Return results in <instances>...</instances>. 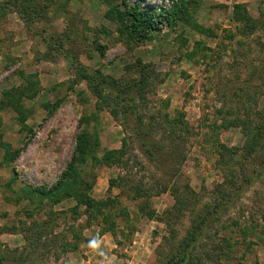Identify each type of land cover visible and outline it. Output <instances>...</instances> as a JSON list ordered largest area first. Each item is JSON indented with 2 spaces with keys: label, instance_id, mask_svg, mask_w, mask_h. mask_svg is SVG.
I'll list each match as a JSON object with an SVG mask.
<instances>
[{
  "label": "rangeland",
  "instance_id": "rangeland-1",
  "mask_svg": "<svg viewBox=\"0 0 264 264\" xmlns=\"http://www.w3.org/2000/svg\"><path fill=\"white\" fill-rule=\"evenodd\" d=\"M12 2L0 0L1 247L29 253L23 264H157L167 220L179 238L223 202L212 229L223 255L208 264H264V0H188L145 33L120 14L125 3L157 10L169 0H35L31 24ZM236 4L250 20H233ZM64 52L118 85L152 70L140 108L161 145L159 163L140 151L130 124L96 107ZM81 132L78 184L113 201L90 217L72 197L30 201L22 188L50 189ZM124 136L126 166L103 161ZM174 187L189 196L179 212H169Z\"/></svg>",
  "mask_w": 264,
  "mask_h": 264
},
{
  "label": "trees",
  "instance_id": "trees-1",
  "mask_svg": "<svg viewBox=\"0 0 264 264\" xmlns=\"http://www.w3.org/2000/svg\"><path fill=\"white\" fill-rule=\"evenodd\" d=\"M121 1L123 2L124 0ZM169 1V8L161 5L157 7V10L156 8L149 10L138 9L135 5H128L125 3L120 14L130 19L131 29H136L145 33L149 28L154 27L155 23L161 18L168 20L170 15L183 11L185 4L188 2V0ZM13 2L14 4H12ZM13 2L11 5H14L19 17L25 23H33L35 4L37 2L35 3V0H19V2L13 0ZM53 2L54 0H46V6L49 4L52 5ZM243 6V4H236L234 6L233 20H250V17L246 15ZM249 27L250 31H252L254 28L253 23H250ZM64 57L74 66L76 76L85 81L88 90L96 99V107L99 109L106 108L115 119L121 122L123 127L130 124L140 151L143 152L149 160L159 163L163 159L160 151L161 145H159L152 137L151 126L145 124L144 113L140 108L142 100H145L148 85L151 83L150 73H152V70L146 68L137 78L132 80V82L118 85L115 81L108 79V77L103 75L99 70L89 68L78 61L76 63L71 62L66 52H64ZM259 77L262 80V84H264V70L260 72ZM12 98L18 103L17 97L12 96ZM136 98L138 100H136ZM18 111L20 110L18 109ZM79 122L81 123V121ZM180 122L182 123L183 121L180 120ZM170 132L172 133V129ZM254 133L257 135L259 130ZM87 136L88 135L84 132L78 133L74 151L67 162L65 169L61 172L60 177L50 189L42 192V190L32 188L31 186L22 188L24 195L30 201L33 200L36 195L41 198L47 195L54 202L59 201L63 197H72L76 201V206L83 205L88 217L95 216L99 211V213H103L101 207L113 200L110 197L97 200L83 192L80 186L81 183L78 184V164L83 160V152L86 150ZM254 141L256 142V140ZM127 143V137L124 136L122 138L121 146L117 149L107 150L101 159L106 163H115L126 166L129 161V158L124 156L128 151ZM2 145L5 148L9 147V145L5 143H2ZM250 148L253 149V143L250 145ZM19 151L20 147L14 151V154ZM167 189V184L163 183L157 188L156 193L163 192ZM186 189L189 193L193 194V191L189 187L186 186ZM172 193L174 196V204L169 212H179L189 203V196H184L183 192L180 193L175 187L173 188ZM225 209L226 204L223 202H217L214 205L206 206L201 213H198L195 220H193L191 225L186 229L185 234L179 238L176 237L177 231L172 226L171 222L167 220L165 222L167 226V235L165 234L162 237V242L157 245L156 251L159 256L157 264L214 263L221 255H223L221 253L222 250L217 247L220 242L224 241V238L219 237L217 240L216 236L212 233V229H214V222L219 219V215H221ZM110 216L114 217L115 215L112 214ZM106 218L107 215L103 218V223H107L106 229L114 234V221L108 223L106 222ZM34 224H37V222L33 221L32 226ZM32 226H28V228L25 229L31 230ZM41 231L42 230L35 231L36 238L39 239L41 237L39 235L41 234ZM23 238L28 240L27 235H24ZM1 245L0 242V264H23L25 261H28L29 253L24 255V257L22 251L20 254H11L6 248L1 247Z\"/></svg>",
  "mask_w": 264,
  "mask_h": 264
}]
</instances>
